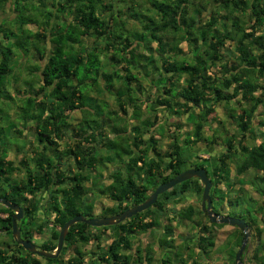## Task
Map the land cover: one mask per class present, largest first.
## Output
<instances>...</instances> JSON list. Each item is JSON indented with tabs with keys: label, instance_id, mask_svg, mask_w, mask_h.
Returning a JSON list of instances; mask_svg holds the SVG:
<instances>
[{
	"label": "trees",
	"instance_id": "16d2710c",
	"mask_svg": "<svg viewBox=\"0 0 264 264\" xmlns=\"http://www.w3.org/2000/svg\"><path fill=\"white\" fill-rule=\"evenodd\" d=\"M8 2L15 12V16L11 19L16 28L9 24L8 19L0 21L2 34L0 93L5 89L7 74L12 70L11 56L17 54L14 49H21L23 54L34 49L33 58H37L40 62L30 67L39 69V80H37L39 84L36 89L29 85L32 90L27 91L34 95L42 93L43 96L38 101L33 95L27 96V104L30 107L25 105L22 118L25 119V124L29 121L34 122L37 140L43 143L45 150L29 156L23 154L19 161V169L23 176L19 175L17 180L8 182V191L2 186L9 180L6 174L13 171L15 166L12 160L6 158L5 145L9 141H6V137H1L3 145L0 146V196L23 207V216H26L27 220H22L21 225L18 223L23 237L32 239L34 232H43V227L52 222L51 239L54 241L51 239L42 241L40 247L53 250L59 229L68 218L77 213L89 217L95 216L92 213L93 200L85 198L89 188L84 182L86 180L95 182L92 177L94 174L91 172L102 153L106 156L110 153L122 156L127 168L133 166L137 168L138 174L142 171L143 175L137 177L138 182L131 172H123L120 168L110 173L112 181L102 189V192L108 191L107 195L117 205H104L103 212L98 216L118 213L131 205L138 204L160 182L170 179L187 167L203 166L212 181L210 197L213 210L243 217L250 229H254L258 236L261 234L262 227L259 226V221L263 223L264 228V205L260 202L264 197V107L258 112L256 125L253 124V118L258 106L261 104L264 106V30L256 33L262 25L264 26V0H248V3L246 0H214L213 3L211 0H147V6L152 8V13L147 14L142 29L139 32L135 30L133 35L137 32L134 38L136 39L137 35L142 37L137 43H145L150 55H134L136 47L133 45V40L135 39L130 40L128 35L123 37L124 22L118 20L111 11L114 0H0V7L4 8ZM208 3L218 5L224 11L220 12L212 8L208 11L207 19L199 17L201 9H206ZM37 7L41 8L39 16L38 11H33ZM106 12H108L107 18ZM155 15H158L160 21L155 20ZM196 15L198 17H195ZM29 23H35L43 29L32 31L26 27ZM155 24L159 26H154ZM165 34H171L173 41L162 39ZM89 35L94 36L95 39L90 47H87L85 39L81 38ZM102 36L106 39V49L124 52L128 63L131 60L137 63L139 57H142L144 60L142 66L146 73L149 72L148 65L152 73H159L157 81L164 85L161 97L157 98L156 102L164 105L169 111L176 108L179 112H185L187 119L192 121L190 130L179 132L180 137L179 124H176L175 132L167 131L169 150L164 152L165 159L161 162L163 163L161 166L159 163H153L154 160L138 164L149 149V145L141 147L143 142L141 135L148 130L144 129L145 126L153 124L157 117L155 115L153 121L141 119L138 124H131V119L140 117L141 114L138 105L140 98L137 99L138 89L132 84L136 76L128 69V72L121 75L116 70L107 72L99 67L97 43ZM5 39L6 45H3L1 41ZM119 40L122 44L116 47L115 43ZM181 40L191 46L185 53H181L183 49L174 47L173 44L174 42L176 45L177 41ZM225 40L233 43V48L237 52L234 59H229L223 52ZM154 41L163 51L158 63L151 55L153 48L151 44ZM73 42H81L79 51L71 48ZM50 44H53L52 48ZM254 47L257 49L255 52H253ZM178 53L181 55L179 56ZM216 66L220 71H216ZM81 67L85 73L94 72L91 80L95 83L90 84L92 89L97 86V77L100 74L105 91H114L118 108L108 110L117 116L109 131L116 134L114 139L106 137L103 114L98 113L97 117L93 118L85 112L97 111L96 106L99 104L98 100L89 95V89L83 92L80 90L81 84H87L84 77L78 78L82 72ZM206 71L209 73L204 74ZM162 72H165V75H162ZM183 75L185 82L180 88ZM116 76L119 81L117 88L114 86ZM229 103H234L228 109V117L235 121L237 131L228 134L223 141L221 139V147H219L220 142L217 139L221 138L220 127H212L209 135L205 134L204 127L211 120H215L214 117L211 118V113L214 112L216 104ZM239 103H242L241 106ZM75 109H81L82 112L78 126L72 128L78 136L76 146L60 151L57 139L63 130L62 125L68 124L66 111ZM34 111L39 113L36 114ZM219 123L222 124L221 120ZM129 132H135V135L131 137ZM237 134L239 138H236ZM154 136L150 131L148 138L151 140L150 148L153 150L157 145ZM247 136H250L248 141H246ZM85 141L91 144H85ZM199 142H206L207 146L216 144L220 149L218 153L212 155L209 153L211 159L196 156V161H193L191 152H194V145ZM49 145L53 146L50 151L47 149ZM22 147H17V150ZM58 150L60 153L70 155L74 169L63 165L59 160L61 158ZM155 153L160 154L158 151ZM215 154L217 158L212 165ZM231 162H234L237 175L253 170L249 183L256 194L250 193L244 186L245 180L238 179L239 185H237L232 179ZM202 188L203 184L196 177L183 180L158 194L148 208L120 222L101 226L111 227L113 230L112 239L104 247L101 245L100 236L90 230L91 227L98 226H91L83 221L74 222L68 228L58 256H43L45 263L30 258L32 252L24 249L12 238L13 210L2 206L0 212L7 214L0 217V227L11 236L13 245L0 241V264H84L85 254L80 246L91 239H95L96 246L102 248L93 251L90 264H106L110 260L113 264H132L134 258L130 250L133 247L131 243L133 232H145L156 225H161L163 232L158 246L176 249L166 252L161 264H173L172 260L175 264H201L197 257L192 256L195 253L192 247H196L199 254L207 256L215 245L213 228L224 223L211 221L200 206L195 209L193 205L188 204L176 208L171 206L170 201L188 192H195L201 198ZM42 192L46 193L45 204H39L37 197ZM224 205L227 206L226 209ZM39 208L43 210L45 220L36 224L34 213ZM169 213L172 214L171 217L185 218L192 223V228H196V233L190 238V242L184 243L183 238L181 242L173 244L174 226L171 222L162 223V216H165V219L171 218ZM199 214H202L201 217L205 216L207 220L197 218ZM30 223L32 225L27 226ZM22 224H25V229ZM242 237V230L237 228L236 234H230L225 242L217 247L220 251L224 249L227 251L229 261L226 264L235 263V253ZM262 244L261 241L258 242L256 255L253 256L257 258V264H264V255L258 254ZM70 245H73V254L64 259L63 255ZM246 248L247 245L244 250ZM182 249L189 252L182 253ZM21 250L24 254H21ZM140 257L141 255L137 253L136 260L140 261ZM190 257L193 259L188 262L187 259ZM243 257L242 253L241 259ZM145 258L147 261V256Z\"/></svg>",
	"mask_w": 264,
	"mask_h": 264
},
{
	"label": "rangeland",
	"instance_id": "374dc122",
	"mask_svg": "<svg viewBox=\"0 0 264 264\" xmlns=\"http://www.w3.org/2000/svg\"><path fill=\"white\" fill-rule=\"evenodd\" d=\"M211 2L213 3L214 0H211ZM246 2L248 3V0H246ZM143 3H144V1H143ZM126 5H128V7L130 6V4H128L127 2H126ZM217 6L218 5H213L211 3L210 4L208 3L206 6V9H201V11L199 13V15H200L199 17H206L205 19H207L208 11L212 8H214V10H216V11H220V12L224 11L220 6H218V7ZM131 7L135 8L134 6H131ZM40 9L41 8L37 7L33 11H40L41 12ZM14 16H15V12L13 11L12 5L9 2L5 5L4 8L0 7V21L4 20V19H8L9 24H11L13 26V28H16V26L13 25L14 22L11 19ZM195 17H198V15H196ZM11 25H8V26H11ZM27 26L31 27L32 29H35V24H33V23H29V24H27ZM247 30H249V27L247 28ZM263 30H264V26L262 25V27L260 29H258L256 33L257 34L261 33ZM1 35L2 34L0 32V37H1ZM86 37H88V36H86ZM86 37L84 38L85 40H86ZM10 40H11V38H10ZM1 43L3 45H6V39L1 41ZM184 44H185V42H184ZM185 48H186V46H185ZM228 48H230L229 51L227 50ZM232 48H233V43L228 41V40H225V44L223 45L222 49H223V52L225 53V55L228 56L229 59H234L235 55L237 54V52L234 50V48L233 49ZM14 50H15V52H17V54L14 56L15 59H13L14 61L12 62L13 63V68H12L13 72H12V74L7 75L8 80H6V82H5V89H4L3 93H0V127H1V130H0V132H1V134H0V146L3 145V140L1 139V137H6V141H9V143L7 142L8 144L5 145L6 146L5 150L8 151V156L6 158L12 159L13 165L15 166V169H13V171H11L9 174H6L9 178V180H7L6 183H3V186H2L3 189H5L6 191L9 190V185L7 184L8 182H12L13 179L17 180L19 175L23 176V174L21 173V171L19 169V167H20L19 161H20V157H21L20 156L21 152L23 154H26L29 156L30 154H33V153L35 154V152L37 154V153L45 150L43 143H41L37 140V135H36L37 129L34 126V122L29 121V122H26V124H25V119L22 118L23 109H24L25 105L27 104V96L29 95L27 90L28 89H30V91L32 90L30 86H33V88L35 87V89H36L38 87V84H39L37 81V80H39V77H38L39 69L30 67V66H33V64H38L40 62V60H38L36 58V56H35L36 59H34L31 56V52H29L28 54H25L24 58L22 60H18L17 56L22 57L23 52L21 51V49H14ZM255 51H257V49H255V47H254L253 52H255ZM11 61H12V59H11ZM14 62H15V64H14ZM27 67L30 68V70H28ZM215 69L217 72L220 71L219 70L220 68L218 66H216ZM82 70H84V69L81 67V71ZM93 76H94L93 71H87L86 73L83 71L80 72V74L78 75V78L84 77L87 81L86 85L85 84L80 85V90L82 92L85 91L86 89L91 88L92 87V86H90L91 83H95L91 80V79H93L92 78ZM22 79H30V80L28 81V84H27V82H22L23 81ZM258 81H260V80H258ZM12 87H14V88H12ZM94 88H95V90L98 91V89H97L98 86L93 87V89ZM8 95H9V97H8ZM31 95L35 96L37 101L43 97L42 93L37 94V95H34L33 93H31ZM98 104L99 105L96 106L97 111L87 110L85 112L87 114H90L93 118H96L98 113H99V114H103L105 117H108L110 120L113 119L112 113L108 111V108H107L105 101L104 100H98ZM233 104H231V103H229L228 105L227 104L226 105L216 104V106L214 108L215 109L214 112L211 113V118L214 117L215 120H211L204 127V132L206 135H209L211 133L212 127H220L219 130L222 133H219V134H221V138L217 139V141L220 142L219 147H221V142L227 137L228 134H231V133H234L237 131L236 127H235V121L232 118L228 117V109ZM241 104L242 103H239L240 106H241ZM87 105H88V103L85 104V106H87ZM243 106H246V104H243ZM263 107L264 106L262 104L259 105L257 110L254 112V115H255V117L253 118V121H254L253 124L254 125H256V122H257L258 117H259L258 112H260V110ZM77 110L78 109L72 110L70 112L66 111L69 114L72 113L70 115L71 118L68 119L72 123L77 122L79 120V118H81L80 115H82V113H80V112L78 113ZM79 110H81V109H79ZM34 112L36 114L39 113L38 111H34ZM44 115H45V113H44ZM179 116H183V114L179 115ZM179 116H176V117H179ZM184 117L185 116H183L182 118L184 119ZM220 120H221L222 124L219 123ZM168 122L169 121H166L167 126H168ZM186 124H187L186 126H185V124H180V126L178 128V136L179 137L181 136L179 134V132H187V130H190L191 125H192V121L188 120ZM173 129H174L173 132H175L177 130V128H175L174 126H173ZM166 131L169 132L171 130L169 129ZM75 133H76L75 130H72L70 127H67V126L65 127L64 130H62L61 134L59 135V138L57 139V141L59 142L58 149L60 151L61 150L64 151L65 149H67L69 147L75 148V146H76L75 144H76L77 139H78V136H76ZM224 133H226V134H224ZM236 138H239V134H237ZM221 139H222V141H221ZM249 139H250V136H247L246 141H248ZM87 141H85V144L90 143V142L88 143ZM200 144H202V148L209 149V153H211V155L213 153H218V151L220 149L218 146H216V144H211L209 146H207L206 142H200ZM16 146L17 147L23 146V147L20 150H17ZM52 147H53L52 145H49L47 149L50 151ZM197 148H198V146H197ZM60 151H59V155H60L59 157L61 159H59V160L61 162H63L64 166H68L69 168L74 169V165L72 164V159H70V157H69L70 155H67L66 153L64 154V152L60 153ZM205 154L206 153L203 150V154H201V157L206 156ZM26 155H24V157ZM215 155L216 156L212 160L213 164L217 158V154H215ZM54 156H55V154H54ZM209 157H210V154L208 155V157H204V158H209ZM210 159H211V157H210ZM208 164H210V163H208ZM230 170H231V177H232V179H234L236 181V183L239 181L238 179L245 180L244 186L247 187V189H249L250 193L256 194V192H254L252 190L251 185L249 183L250 179H252V176H253V170L250 169V170H247L242 175H237V174H235L234 162L230 163ZM208 172H209V170H208ZM91 173L94 174V172H91ZM105 178L106 177H103L102 179H100L99 176H95V183L92 182V180H86L84 182L85 186L90 188L89 192L85 195V198L87 200H93L98 204L97 205L98 209L94 210V212H92L93 215H95V216H98L103 212L102 207L104 205L105 206H112V205L116 206L117 205L116 202L114 200H112L108 195H105L104 192L101 193L97 189V187L99 186V183L104 182ZM237 185H239V183H237ZM37 197L39 198V204H45V201H46V193L45 192H42V194H39ZM260 202H262L264 205V197L262 199H260ZM187 203H192L193 206H195L197 209L200 206L199 194H197L195 192H188L184 196H178L173 201H170L171 206L173 205L176 208L185 207V205H187ZM243 206H245V204ZM0 207H2L1 204H0ZM43 207H44V205H43ZM224 207H225V209L227 208L226 205H224ZM6 214H7L6 212H0V217H4ZM169 214H170L169 216L171 217L172 214L171 213H169ZM34 215H35L34 217H35V223L36 224H39L45 220L44 215H43V210L41 208H39L34 213ZM201 215L202 214H199L197 218H203V219L207 220L205 216L201 217ZM20 219L17 221V223H19L20 225L22 223V220H24V221L27 220L26 216H23V218L21 220ZM168 222H171V224L174 226V230H175L174 235L175 234L178 235V237H176V243H179L180 241H182V239H183L182 234L186 235V236H190L192 238L193 237L192 233L193 234L196 233V228H192L193 227L192 223L188 220L175 218V216H173L169 219H165V216H162V223H168ZM24 225L22 224L23 229H25ZM31 225L32 224L30 223V225L28 224L27 226H31ZM52 225H53V223L49 222V224H47L43 227V232H41V233L34 232V236L30 240L33 243L35 242V244H37V246H40L39 243H41L42 241L50 240L51 239ZM259 226L262 227V231H261V234L259 236L257 235V233L255 232L254 229L249 228L250 234H249V237H248L247 243H246L247 248L245 250H243V252H242L243 256H244L243 259H241L242 264H257L258 263L257 258H254L253 256L256 255L257 244L259 241H261V243H263V244H262V248L260 249L258 254L264 255V228H263V223L260 221H259ZM237 228H239V227H237L235 225H230L228 223H224L221 226L214 227L213 228V234H214V239H215V245L209 251V254H207V256L199 254V252H197V250H196V247H192L193 248L192 251H195V253L192 256L197 257L198 261L201 262V264H226L227 261H229L228 256H227V251L225 249H224V251L223 250L220 251L217 249V247L220 244H222L223 242H225V240L230 236V234H233V233L236 234ZM90 230L93 233L98 234L100 236V241L102 243L101 244L102 247L106 246L110 242V240L112 239L113 230L111 227L103 228L101 226H98L97 228L91 227ZM161 232H162V226L161 225L157 226L155 228L152 227L145 232H136V233L133 232L134 235L131 237V243H132L133 247L130 250V253H132V256L134 258L135 263H132V264H141L140 262H137V260H136L137 253L141 255L142 251H146L149 249L150 250L153 249V251L156 250V248L158 246V244L156 243V239L158 237V234ZM10 237L11 236L8 235L0 227V241L3 243H9V244L13 245V242H12ZM179 237H181V239ZM12 238H14L13 235H12ZM51 240L54 241V239H51ZM186 241L190 242V239L189 240L187 239ZM192 246H194V245H192ZM80 247L82 248L81 249L82 252H84V254H85V256L83 258V259H85L84 264H90L91 263L90 261L93 259L92 258L93 254H94L93 251H99L102 248V247L98 248L96 246V240L95 239H91L88 243H84ZM186 253H187V251H186ZM21 254H24L23 250H21ZM72 254H73V245H70L68 247L67 251H65V254L63 255V257H64V259H67V257L72 255ZM33 255L35 257H37L39 260H41L42 262H44V263L46 262V260L43 256L35 254V253ZM155 257H158V255H156ZM189 259L191 261L193 258L190 257ZM153 261H155L153 264H157L156 259H154ZM172 263L175 264L174 260H172ZM106 264H113V262L110 260V262H108Z\"/></svg>",
	"mask_w": 264,
	"mask_h": 264
},
{
	"label": "crops",
	"instance_id": "0c3cea01",
	"mask_svg": "<svg viewBox=\"0 0 264 264\" xmlns=\"http://www.w3.org/2000/svg\"><path fill=\"white\" fill-rule=\"evenodd\" d=\"M125 1L128 4H130L129 7H128V5H126ZM143 1H144V3H143ZM113 3H114V5H113V8L111 11L117 17L118 20H121L124 22L123 29H125V34L123 35V37H126L128 35L129 39L133 40V38L135 37V34L142 29V24L145 23V21L147 19L145 17L147 16V14L152 13V8L147 6L148 5L147 0H114ZM131 6H134L135 8H132ZM146 6L149 8H147ZM37 13L39 16L40 15L39 11ZM107 16H108V12H106V18H107ZM155 18H156L155 19L156 21H160L158 15H155ZM33 24H35V23H33ZM154 26H159V24H155ZM26 27H28L32 31H36V30L40 31L43 29V27H39L37 24H35V29H32L31 27H29L27 25H26ZM135 30L137 32L133 35ZM136 37H137L136 39L134 38L135 41L133 40V45L136 47V49L134 51V55H143V54L150 55L149 50H147L145 47V43H143V42L137 43V40H139L142 37H139L138 35ZM83 38H85V37L83 36L81 39H83ZM94 39L95 38L92 35H89L88 37H86V40H85L86 46L90 47V45L93 43ZM162 39H166V40H169L170 42H172L173 36L171 34H165ZM98 40L99 41L97 43V46H98L99 59H100V64H99L100 68H104L107 72H114L116 70L121 75L126 73V71L128 72V70H129L131 73H134V75L136 76L134 78L135 80H132V84L135 85V87L138 89L137 90L138 91L137 99L140 98L138 100L140 104H138V105H139L141 114H140V117L132 118L131 124L132 123L138 124L141 119L153 121L155 115L157 117L153 121V124L145 126L144 129L147 128L148 130L144 131L141 135L142 139H143L141 147H147L149 145V149H147V153L143 156V160L141 162H139L138 164L140 165L143 161L150 162V161L154 160L153 163H155V162L159 163L161 166V164H163L161 162H163L165 159L163 154L165 151L169 150V140L167 138V133H166L167 131L166 130L170 129L171 131H174L173 126L176 128V124H179V125L185 124V126H186L187 125L186 123L189 120V119H187V114L183 111L179 112L176 108H173V110L169 111L165 108L164 105L158 104L156 102V99L161 97L162 86L164 84L159 83L157 81V77H159V73H156V72L152 73V71L150 69V65H148V68H147L149 72L146 73V71L143 70L142 62L144 60L142 59V57H139L140 59L137 63L134 60H131V62L128 63L127 57H124L125 56L124 52L122 53L121 51H118L117 49H114V50L113 49H106L105 37L102 36V38H100ZM177 42L178 43L176 45L173 42L174 47L176 46L177 48H179V47L182 48L183 51L181 53L187 52L191 47L189 44H187L186 41L181 40V41H177ZM184 42L186 45L184 44ZM121 44L122 43L119 40V42L115 43V46L117 47ZM151 45L153 47L151 55L153 56V58H155V60H156L155 62L158 63L160 61V59H159L160 55L163 54V51L161 50V47L158 48L155 41ZM50 46L52 48L53 44H50ZM185 46H186V48H185ZM71 48L74 51H79L81 48V42H73L71 44ZM178 51H180V50H178ZM30 52H31V56L33 57L35 50L32 49ZM181 53H178V55L180 56ZM122 54H123V56H122ZM15 55L11 56V57H13L12 61H11V68H13L12 62L14 61L13 59H15V57H14ZM24 55L25 54H23L22 57L17 56V59L22 60L24 58ZM186 55L189 57L192 56L191 54H186ZM15 62H14V64H15ZM27 69L29 70L30 68L27 67ZM12 72H13V70H11L7 75L12 74ZM208 73H209V71L204 72V74H208ZM161 74L165 75V72H162ZM136 78H138V80ZM22 80H23L22 82H27V84H28V81L30 79H22ZM114 80H115L114 86L117 88V85L119 82L117 76L114 77ZM184 82H185V76L183 75L181 80H180V83H181L179 85L180 88ZM97 86H98V88H97L98 91L95 89L89 88V95L93 96L96 100H104L106 105H107L108 110H116L118 107H117V103L115 102L114 91L113 90H111L110 92L105 91V89L103 88V78L100 74L97 77ZM12 88H14V87H12ZM3 91H2V93H3ZM28 96H31V94L29 93ZM194 110L197 111V109H194ZM77 112L82 113L81 110H79V109L77 110ZM71 114L68 113V118H71V116H70ZM182 114H183V116H185L184 119L182 118L183 116H179ZM176 116H179V117H176ZM80 117H81V115H80ZM102 117H103V124H104L103 127H105V129L107 130V132H106L107 136L106 137L114 139L116 134L109 132V131H110V128L112 127L113 123L115 122L117 116L112 114L113 119H111V120L108 117H105L104 115ZM102 117H100V118H102ZM166 121H169L168 126L166 125ZM79 122H80V118L75 123H72L70 120H68V124L62 125V129L64 130L66 126L70 127L71 129L72 128L75 129L78 126ZM150 131H152V133H154V135H155L154 138L157 141V145H156L155 150L150 148V141L151 140L148 138ZM129 135L131 137H133L135 135V132H129ZM197 146H198V148H197ZM16 149H17V147H16ZM203 150L206 153L205 154L206 156H204V157H208L209 149L202 148V144H200V142L197 143L196 145H194V152H191V154H193V157H192L193 161L194 160L196 161V159H197L196 156H201V154H203ZM155 151H158L160 154L156 155ZM6 152H7L6 154L8 156V151H6ZM22 154L23 153L21 152V155H20L21 157L23 156ZM35 154H36V152H35ZM99 156H100V159L95 164V167L93 168V172L95 175H93L92 177H93V179H95L94 176H99L100 179H102L103 177H106L105 181L100 182L99 186L97 187V189L101 193H103L102 189L107 187V185L110 184V182L112 181L111 176H109L110 173H112L117 168H120L123 172H125V171L131 172L133 174L135 180H137L138 182H139V179H137V177L138 176L140 177L143 175L142 171H140L138 174V172L136 171L137 168L135 169L133 166L127 168L125 166V160L123 159L122 156H120L118 154L110 153L109 156H106L105 154L102 153ZM204 157H202V158H204ZM10 160H12V159H10ZM89 190H90V188H89ZM104 193H105V195H107L108 191H106ZM180 196H184V195H180ZM188 204L193 205L192 203H187V205ZM97 205L98 204L95 201H93L92 212H94V210L98 209ZM187 205H185V206H187ZM193 207L196 209L195 206H193ZM179 219H185V218H179ZM157 226H160V225H156V226H154V228ZM192 235H195V234L192 233ZM160 237H163V232L158 234V237L156 239L157 244L159 243ZM176 237H178L177 234L173 235V239H174L173 244H177L176 243ZM179 238L181 239V237H179ZM182 238L185 239L184 243H186L187 242L186 240L187 239L189 240L191 237L182 234ZM34 244H35V242H34ZM35 245L37 246V244H35ZM37 247L41 248L40 246H37ZM169 250L174 251L176 249L174 247H168V248L163 247L162 248L161 246H157L155 251H153V249L142 251L140 261L137 260V262H140L141 264H153L155 262L153 260L156 259L157 260L156 263L161 264V259L165 258V254H166V252H169ZM186 251L187 250L182 249V253H186ZM187 252H189V251H187ZM33 254L34 253H32L30 258L38 259ZM156 255H158V257H155ZM145 256H147V261H146ZM183 256L186 257V254L185 255L183 254ZM187 261L191 262L189 258L187 259ZM42 263H44V262H42ZM133 263H135V261ZM227 263H228V261H227Z\"/></svg>",
	"mask_w": 264,
	"mask_h": 264
},
{
	"label": "water",
	"instance_id": "95a60500",
	"mask_svg": "<svg viewBox=\"0 0 264 264\" xmlns=\"http://www.w3.org/2000/svg\"><path fill=\"white\" fill-rule=\"evenodd\" d=\"M191 177L198 178L203 184L201 199H200V207L202 211H205L207 213L209 219L215 222L235 225L242 230L243 237L235 253V263H234V264H242L241 254L246 246L247 239L250 234L249 226L247 224V221L243 217L229 215L226 213H219L213 210L211 197H210V188L212 185V181L207 174L206 168L203 166L200 167L191 166L183 169L181 172L175 174L170 179L160 182L143 201H141L138 204L131 205L118 213L105 215V216H90V217L83 215L82 213H77L73 215L72 217L68 218L60 227L56 246L53 250H45L39 248L30 239L21 236L20 227L18 226L17 223V221L23 216V207L21 205L9 199H6L4 196H0V204L2 206H7L13 210V214L11 216V222H12L11 231L15 241L20 243L24 247V249L32 253L44 257H56L60 253L68 228L74 222L83 221L91 226L111 225L120 222L121 220L128 218L134 215L135 213L148 208L156 200L158 194H160L161 192Z\"/></svg>",
	"mask_w": 264,
	"mask_h": 264
}]
</instances>
